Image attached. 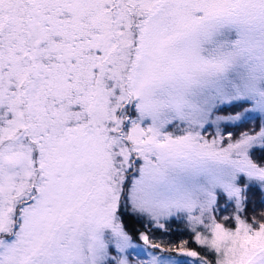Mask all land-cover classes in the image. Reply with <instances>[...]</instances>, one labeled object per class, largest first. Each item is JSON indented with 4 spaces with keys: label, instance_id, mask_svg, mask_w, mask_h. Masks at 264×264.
I'll use <instances>...</instances> for the list:
<instances>
[{
    "label": "snow or ice",
    "instance_id": "1",
    "mask_svg": "<svg viewBox=\"0 0 264 264\" xmlns=\"http://www.w3.org/2000/svg\"><path fill=\"white\" fill-rule=\"evenodd\" d=\"M0 264H264V0H0Z\"/></svg>",
    "mask_w": 264,
    "mask_h": 264
},
{
    "label": "trees",
    "instance_id": "2",
    "mask_svg": "<svg viewBox=\"0 0 264 264\" xmlns=\"http://www.w3.org/2000/svg\"><path fill=\"white\" fill-rule=\"evenodd\" d=\"M134 226H135L136 228H138V229L141 227V226L138 225V224H136V225H134ZM175 227H176V225H173V228H175ZM157 235H158V236H162L163 234L158 232ZM172 238L175 239V238H176V235L174 234Z\"/></svg>",
    "mask_w": 264,
    "mask_h": 264
}]
</instances>
